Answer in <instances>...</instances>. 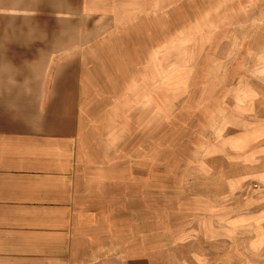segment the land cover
I'll return each mask as SVG.
<instances>
[{"label":"rangeland","instance_id":"rangeland-1","mask_svg":"<svg viewBox=\"0 0 264 264\" xmlns=\"http://www.w3.org/2000/svg\"><path fill=\"white\" fill-rule=\"evenodd\" d=\"M115 4L87 39L81 0H0V95L81 59L93 258L264 264V0Z\"/></svg>","mask_w":264,"mask_h":264},{"label":"crops","instance_id":"crops-1","mask_svg":"<svg viewBox=\"0 0 264 264\" xmlns=\"http://www.w3.org/2000/svg\"><path fill=\"white\" fill-rule=\"evenodd\" d=\"M102 1L81 0L83 15L95 20L83 29L87 39L129 15L127 4L117 11L118 0ZM72 25L80 30L79 20ZM77 57L52 59L42 77L0 95V264H107L93 258L98 210L84 165L97 153L83 142L86 94Z\"/></svg>","mask_w":264,"mask_h":264}]
</instances>
